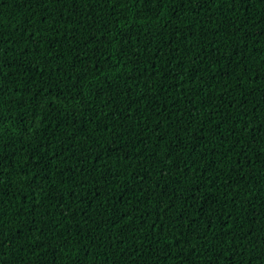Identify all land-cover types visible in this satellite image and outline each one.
<instances>
[{
    "label": "trees",
    "instance_id": "16d2710c",
    "mask_svg": "<svg viewBox=\"0 0 264 264\" xmlns=\"http://www.w3.org/2000/svg\"><path fill=\"white\" fill-rule=\"evenodd\" d=\"M0 264H264V0H0Z\"/></svg>",
    "mask_w": 264,
    "mask_h": 264
}]
</instances>
